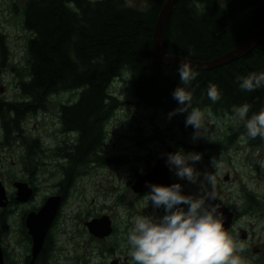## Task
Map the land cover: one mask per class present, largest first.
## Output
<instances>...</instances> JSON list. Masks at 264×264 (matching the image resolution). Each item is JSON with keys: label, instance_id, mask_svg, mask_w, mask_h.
Returning <instances> with one entry per match:
<instances>
[{"label": "trees", "instance_id": "16d2710c", "mask_svg": "<svg viewBox=\"0 0 264 264\" xmlns=\"http://www.w3.org/2000/svg\"><path fill=\"white\" fill-rule=\"evenodd\" d=\"M11 1L16 10L17 0ZM18 1L23 2V27L31 35L26 43V73L19 71L22 67H11L18 77L22 100L0 101L4 123L26 117L38 105L44 107L52 93L80 89L77 103L64 117L66 126L79 130L75 164L83 151L91 152L102 138L103 125L119 104L109 85L123 73L127 74L134 103L182 107L173 98L174 90L183 86L179 66L158 63L152 48L154 24L165 0H148L144 9L127 5L125 0ZM244 10L250 12L239 18ZM263 20L264 0H177L166 24L164 49L167 54L208 60L246 41ZM2 37L0 32V54L4 57ZM189 49L193 55H188ZM195 71L198 75L187 87L193 95V107L234 114L233 105L248 104L246 119L264 108V87L242 91L237 81V77L264 72V38L239 59ZM210 84H215L221 94L216 103L207 96ZM245 124L242 120L222 140L194 148L226 149L236 137L253 146L264 144L259 136L247 137Z\"/></svg>", "mask_w": 264, "mask_h": 264}, {"label": "flooded vegetation", "instance_id": "af4514ba", "mask_svg": "<svg viewBox=\"0 0 264 264\" xmlns=\"http://www.w3.org/2000/svg\"><path fill=\"white\" fill-rule=\"evenodd\" d=\"M20 93L19 89V96L13 99L0 96V101L19 102ZM79 93L80 89L52 93L44 107L38 105L27 112V115L37 112L48 115L54 108L52 119L44 117L32 123L27 122L28 116L14 117L9 123L0 119V264H135L129 256L127 242L134 217L165 214L163 207L155 209L146 198L150 192L148 186L143 189L134 184L140 176L153 171L159 155L168 153V148L178 151L181 146L163 143L151 150L145 143L156 140L153 135L148 140H140L139 134L124 135L141 150L134 156L136 162H143L140 168L138 163L127 164L130 154L102 155L104 132L94 149L83 151L73 164L78 153L79 130L66 126L64 117L65 111L77 103ZM134 125L128 123L132 128ZM104 163L123 165V169L126 166L128 178L121 187L114 178L102 177L98 190L104 199L96 203L97 199L83 194L78 187L80 178L94 168L91 164L99 167ZM157 170L152 184L180 183L185 195L202 192L199 187L191 188V183L181 180L169 167L170 182L165 184L164 169ZM108 181L110 185L104 186ZM111 187L115 188L112 197ZM216 188L223 203L233 212L228 230L231 233L239 216L248 215L251 206L259 205V198L245 189L241 204L236 206L218 185ZM112 205L119 210H114Z\"/></svg>", "mask_w": 264, "mask_h": 264}, {"label": "rangeland", "instance_id": "374dc122", "mask_svg": "<svg viewBox=\"0 0 264 264\" xmlns=\"http://www.w3.org/2000/svg\"><path fill=\"white\" fill-rule=\"evenodd\" d=\"M125 2L127 5L139 9L148 6V0H125ZM16 3L17 9L14 10L11 0H0V32L3 35V48L6 49L4 57L0 54V61L3 59V66H0V96L8 99L19 96L18 77L11 67H22L19 71L26 73V43L31 35L23 27V2L17 0ZM249 12L248 10L241 11L238 17L242 18ZM109 91L117 98L119 104L112 110V115L104 127L106 138L102 155L126 156L130 154L131 157L126 159L127 164L138 163V166L143 168L142 161L136 162L134 160V156L141 150L133 141L124 137V135L138 134L140 140H148V136L153 135L156 140L145 143L147 148L151 150L159 148L163 143H169L170 145H180L185 153L202 154V159L195 163L194 167L201 173L204 171L215 172L218 188L228 200L239 206L245 189L253 191L259 198V205L251 206L248 215H240L235 222L234 230L229 234L235 241L246 244V250L240 254L245 258L246 264H264V167H261V164L264 163V144L253 146L246 139L236 137L226 149L201 150L194 148L198 145L222 140L221 138L229 135L231 130L242 120L235 118L234 114L214 113L212 111V118H209L207 116L208 109H204L202 111L205 113V124L209 129L210 141L199 139L194 142L192 140L194 128L185 126L188 112L177 113L169 118V113L177 108H155L134 103L136 99L133 96L127 74L123 73L121 77L115 78L109 85ZM54 111L55 109L51 108L48 115H44L43 112L28 114L27 122L40 121V118L44 117L52 119L54 116L51 113ZM190 111L191 109H189ZM130 122L135 124L133 128L128 126ZM212 157H215L220 164L218 170L211 167L210 160ZM91 165L94 168L90 169L88 175H83L80 178L82 182L79 183L81 186L79 185L78 190L90 198L97 199L96 203H101L99 199H104L103 194L98 190V184L102 181L101 178L106 177L110 180L112 177L115 184L121 186L120 184L128 178L127 169L126 166L123 169V165L113 163H104L99 167H95V164ZM226 174L228 179L224 180L223 177ZM183 181L188 182L186 179ZM82 185L86 189H81ZM106 185H110L109 181L104 183V186ZM104 186L102 188H105ZM190 187L197 189L199 185L191 184ZM207 187L205 185V189ZM205 189H202V192ZM114 192L115 188L111 187V197ZM113 209L119 210L116 206H113ZM239 227L247 231V238L244 240L239 238Z\"/></svg>", "mask_w": 264, "mask_h": 264}, {"label": "clouds", "instance_id": "9594fccd", "mask_svg": "<svg viewBox=\"0 0 264 264\" xmlns=\"http://www.w3.org/2000/svg\"><path fill=\"white\" fill-rule=\"evenodd\" d=\"M193 54L189 49L188 55ZM178 72L183 86L174 90L173 98L182 107L169 113V118L177 113L188 112L185 126L194 128L192 140L210 141L205 113L200 108L193 107L192 92L187 90L198 72L186 60H181ZM237 81L242 91H255L264 87V72L237 77ZM207 96L213 103L221 99L215 84L209 85ZM249 110L248 104L232 106L234 117L246 121L247 137L255 139L259 136L264 140V108L246 119ZM212 115L209 109L207 116L212 118ZM164 155L170 171H174L181 180L198 184L200 190L205 189V185L209 187L198 194L185 195L180 183L170 186L147 184L150 192L146 194V198L155 209L163 207L165 214L162 217H134L133 226L127 236L132 261L135 264H246L245 258L240 255L246 250V244L232 238L224 228L219 205L211 203L218 199L217 174L213 171L201 173L194 167L202 159V154L185 153L180 149ZM210 164L214 170L220 167L215 157H212ZM261 167H264V163Z\"/></svg>", "mask_w": 264, "mask_h": 264}, {"label": "water", "instance_id": "95a60500", "mask_svg": "<svg viewBox=\"0 0 264 264\" xmlns=\"http://www.w3.org/2000/svg\"><path fill=\"white\" fill-rule=\"evenodd\" d=\"M177 0H165L164 4L162 5L155 24L153 28V33H152V48L153 52L156 58V61L158 63H161L163 65H170V64H175V65H180L181 60H186L187 62L190 63V65L193 66L195 70H210L213 69L217 66L224 65L226 63L232 62L233 60L239 59L248 53H250L264 38V20L261 22V24L256 28V30L252 33V35L243 43L227 50L226 52H223L211 59L208 60H195V59H189V58H184L181 56L177 55H171L167 54L165 49H164V32L166 28V24L168 21V18L170 16V13L172 11L173 6L175 5ZM176 152L175 149L173 148H168V153H174ZM166 155L161 154L157 157V163L153 168V171L140 176L135 184L134 187H139L146 189L148 188L146 185L149 184L148 178H152L154 174L158 171L157 169H164L165 173V180L166 183L168 184L170 182L169 177H168V165L166 164ZM165 163V164H164ZM163 166V168H162ZM224 180L228 179V175L226 174L223 177ZM152 184V183H150ZM163 184V183H162ZM216 194L218 199L216 201H211L213 204H218L220 208V213L223 217V223H224V228L227 230L233 219V212L229 210V208L223 203L217 189H216ZM93 228V227H92ZM96 230V229H95ZM239 237L240 239H246L247 238V231L244 229H240L239 232Z\"/></svg>", "mask_w": 264, "mask_h": 264}, {"label": "bare ground", "instance_id": "6f19581e", "mask_svg": "<svg viewBox=\"0 0 264 264\" xmlns=\"http://www.w3.org/2000/svg\"><path fill=\"white\" fill-rule=\"evenodd\" d=\"M155 178V177H154ZM158 179H160V178H158ZM154 180L155 179H153V177L152 178H150L148 181L150 182V183H154ZM156 181V180H155ZM158 182V181H157ZM148 183V182H147Z\"/></svg>", "mask_w": 264, "mask_h": 264}]
</instances>
